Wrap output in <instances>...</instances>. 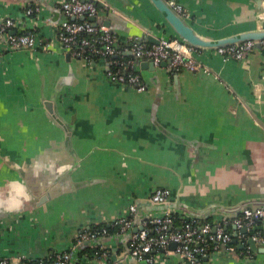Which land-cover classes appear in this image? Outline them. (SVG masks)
<instances>
[{
    "label": "crops",
    "instance_id": "obj_1",
    "mask_svg": "<svg viewBox=\"0 0 264 264\" xmlns=\"http://www.w3.org/2000/svg\"><path fill=\"white\" fill-rule=\"evenodd\" d=\"M177 1L206 38L264 28V0ZM61 2L0 0V19L13 18L17 32L38 41L12 49L0 37V259L28 264L69 250L77 262L86 256L75 243L79 230L107 225L111 233L96 245L109 263L143 264L115 220L131 215L139 227L143 216L162 213L149 198L157 187L170 190V212L182 217L230 219L235 206L264 204V45L241 59L198 48L208 70L138 59L146 84L138 91L110 80L101 59L67 55L56 38ZM101 2L114 10L100 8L96 22L121 45L149 42L147 34L178 37L149 0ZM224 226L234 232L229 220ZM253 240L255 251L248 242L249 253L220 246L206 264H264V241ZM172 249L154 252L151 264H186Z\"/></svg>",
    "mask_w": 264,
    "mask_h": 264
},
{
    "label": "built area",
    "instance_id": "obj_2",
    "mask_svg": "<svg viewBox=\"0 0 264 264\" xmlns=\"http://www.w3.org/2000/svg\"><path fill=\"white\" fill-rule=\"evenodd\" d=\"M172 7L185 16L187 13L177 0H167ZM98 0H62L61 11L65 18L56 25V38L65 50L86 62L101 59L105 65L106 76L115 83L130 87L138 91L145 89L146 84L137 70V60L147 59L155 65L168 61L174 69L208 70V67L195 57L198 47L186 43L180 38H159L158 42H147L135 39L128 42V46L121 45L118 36L103 23L92 22L87 17L98 14L99 9L111 11L114 8ZM35 8L26 9L32 14ZM80 16H84L80 19ZM16 22L11 17L0 19V37L7 48L33 50L37 38L33 32L15 30ZM14 30V32H12ZM264 45V39L258 40ZM256 48V40L247 39L238 43H231L214 49L223 58L241 59L244 54ZM125 50H130L131 58H126ZM2 50H0L1 61ZM170 190L166 187L155 188L149 198L152 202L161 203L167 200ZM129 214L134 213L135 205L128 206ZM170 211H164L142 220L141 228L131 233L128 249L130 255L137 260L153 263L155 253L168 244L174 243L172 252L179 254L186 264H206V257L212 249L223 246L227 250L250 252L247 238L252 237L264 241L260 233V223L264 228V206L245 207L230 219H207L197 217L175 216ZM229 220L234 226V232L226 229L224 222ZM120 231L131 227V215L122 216L115 220ZM245 227V231L242 228ZM261 227V228H262ZM262 228V229H263ZM107 233L105 227H83L76 236V244L89 241ZM235 240V241H234ZM241 243V248L236 246ZM110 264L105 252L94 250V254L84 256L77 262L71 261L69 250L57 252L49 258H27L29 264ZM0 259V264H6Z\"/></svg>",
    "mask_w": 264,
    "mask_h": 264
},
{
    "label": "water",
    "instance_id": "obj_3",
    "mask_svg": "<svg viewBox=\"0 0 264 264\" xmlns=\"http://www.w3.org/2000/svg\"><path fill=\"white\" fill-rule=\"evenodd\" d=\"M157 9L158 11L162 14L164 20L166 21V23L171 27V29L174 31V33L178 36L177 38H180L181 40L185 41L186 43H189L191 45H194L198 48H203V47H217V46H223V45H227V44H231V43H238L247 39H254L256 40V48H260L262 45L258 42V40L260 39H264V28L261 29H256V30H248V31H244L238 34H234V35H230V36H224L221 38H217V39H210V38H206L200 34H198L197 32L194 31V29L191 27V25H189L186 21L184 16L179 13L178 11H176L172 5L167 1V0H149ZM259 17V19L261 21H264V12H261L257 15ZM84 16H80V19H83ZM89 20H91L92 22H96V17L95 16H88L87 17ZM12 32H14V30H12ZM146 38L149 42H158V38H154L153 36L150 35H146ZM67 55L69 56V53H67ZM168 62V61H166ZM147 64H151V62H146ZM151 206H153V208H156V210L159 211H170L172 210L173 206L171 204H167V202H161V203H155L152 202L150 200ZM259 205H263L262 203H257L255 204L253 202V204L250 205H243L240 204L238 206H235L233 209V213L235 215H237L243 208L245 207H256ZM224 214L227 211L226 209L222 211ZM148 216H143L141 218V221L145 218H147ZM197 218H202L203 216H194ZM133 223L132 226L130 228L127 229V233L129 234V238L131 236V233L134 231H137L139 228H141V224L139 227H133ZM243 231H245V227L242 228ZM102 236H99L95 239L89 240V241H83L81 243L78 244V246H84V245H89V244H93L96 245L98 243V241L101 239ZM104 238V237H103ZM235 241V240H234ZM247 242L250 244V247L252 248V250H256V243L253 240V238L249 237L247 239ZM172 244L173 248L175 246L174 243H170ZM176 255L183 260V258L176 253ZM132 256V255H131ZM133 257V256H132ZM135 258V257H134ZM136 259V258H135ZM143 264H145L146 262L144 260H140ZM10 264H24V263H19L18 261H14L11 262Z\"/></svg>",
    "mask_w": 264,
    "mask_h": 264
},
{
    "label": "trees",
    "instance_id": "obj_4",
    "mask_svg": "<svg viewBox=\"0 0 264 264\" xmlns=\"http://www.w3.org/2000/svg\"><path fill=\"white\" fill-rule=\"evenodd\" d=\"M173 215L176 218V214H173ZM177 219L178 218H176V220ZM91 227H94V228H97V229L98 228H101V227H105L106 230H107V233L106 234H110L111 233V228L109 226H107V225H102V226H100V225H93ZM94 250H98L100 253H103L104 252V250L102 248H100L99 245H86V246L83 247V249H81L79 251V255L81 253H85L87 256L91 257L94 254ZM29 264H30V262H29Z\"/></svg>",
    "mask_w": 264,
    "mask_h": 264
}]
</instances>
